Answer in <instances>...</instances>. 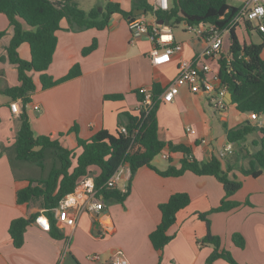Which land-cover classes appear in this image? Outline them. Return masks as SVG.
I'll use <instances>...</instances> for the list:
<instances>
[{"label": "crops", "instance_id": "obj_1", "mask_svg": "<svg viewBox=\"0 0 264 264\" xmlns=\"http://www.w3.org/2000/svg\"><path fill=\"white\" fill-rule=\"evenodd\" d=\"M78 1L72 0L84 10ZM147 1L153 6L157 2ZM108 2L119 4L126 12L134 8L133 0L94 1L101 12ZM93 9L98 8L92 6L84 11ZM149 14L150 17H142L149 23L156 21ZM5 18L0 16V31L7 32L0 41V90L18 85L16 66L8 59H2L7 57L6 48L13 35V28ZM60 26L58 45L46 74L60 80L77 64L82 73L46 90L41 87L40 74L33 76L37 88L27 109L31 111V125L33 128V124L38 126L37 136L50 135L65 148L80 153L78 139L89 140L104 129L115 133L122 120L124 124L128 122L124 114L137 115L142 110L138 91L150 87L158 95L160 140L185 146L199 162L217 158L228 177L241 182L242 186L227 198L223 184L213 176L187 172L180 177H164L150 167H143L134 175L129 196L123 204H114L112 208L107 204L100 213L84 211L75 229L57 222L61 238L52 237L35 221L27 227L24 245L16 248L9 232L11 223L19 218L39 217L43 213L48 216V211L40 203H35V199L25 204L17 202V193L35 179L25 175L30 166L17 160L14 152L23 104L19 100L20 114H14L11 110L14 100L0 92V264H115L116 257L126 258L131 264H229L223 259L208 262L214 247L202 244L208 234V224L199 217L200 213H210L207 219L212 234L221 239V250L229 252L239 264H264V171L258 177L243 172L252 167L251 155L260 150L254 141L260 139L259 128L264 127V115L254 121L251 113H241L232 104L229 92L224 97L225 109L214 108L208 93H192L188 87L182 88L173 102L161 100L164 91L179 74L180 61H196L209 46L207 35L199 37L184 26L174 28L169 25L174 42L181 43L183 50L175 53L170 62L155 66L150 57L155 42L148 34H133L122 14H113L103 30L75 31L67 20H62ZM25 29L29 27L25 26ZM236 32L238 34L237 29ZM225 36L222 49L206 59L216 71L222 55L227 56L229 52L230 41L225 44ZM249 39L254 42L248 35ZM94 40L98 43L96 50L83 56V50ZM19 54L30 60L29 45L23 44ZM112 95L122 98L106 99ZM246 123L257 127L246 143L249 156L243 150L220 158L219 153L229 143L227 131ZM188 127L196 134L188 133ZM234 147L238 149V145ZM165 152L170 158L164 160L170 164L159 167L153 163V166L165 171L170 165H181L183 153H172L168 148ZM176 193H187L191 202L177 214L176 223L169 230L173 239L159 253L149 236L161 222L159 206ZM226 199L241 205L229 211L212 212ZM52 212L56 218L54 209ZM235 234L244 238V248L234 244ZM97 253L101 260L91 261L89 256Z\"/></svg>", "mask_w": 264, "mask_h": 264}, {"label": "trees", "instance_id": "obj_2", "mask_svg": "<svg viewBox=\"0 0 264 264\" xmlns=\"http://www.w3.org/2000/svg\"><path fill=\"white\" fill-rule=\"evenodd\" d=\"M134 8L130 12L124 11L119 4L108 2L103 12L93 9L90 12L81 10L72 0H0V14L7 17L13 28L12 38L6 48L8 61L16 66L18 85L1 89V94L11 100H21L23 111L20 115L21 127L18 132L14 152L16 159L22 162L36 164L45 169L47 159L53 160L52 168L46 178L35 179L31 184L17 193L18 204L42 198L43 206L48 211L50 220V234L54 238H61L62 234L57 226V220L52 210L58 207L64 197L77 189L78 184L87 177L95 180L97 197L102 198L106 204L124 203L129 196L131 182L134 175L143 167H150L164 177H180L187 172L198 176H213L223 184L227 198L240 190L242 184L232 180L222 170L221 162L213 158L209 162H199L193 158L191 151L183 145L174 146L165 143L159 138L157 111L159 108L158 95L154 92V105L145 110L142 108L137 115L126 113L127 123L122 120L115 133L101 130L89 140L78 139V147L65 148L57 139L50 135L36 136L32 129L27 107L32 103V94L36 91L34 75L40 74L43 90L57 86L81 75V67L75 65L67 76L54 80L46 72L50 68L54 53L58 45L57 32L60 30L62 20L70 23L71 29L82 31L90 28L103 30L108 26L110 17L119 13L127 20L151 13L157 22L166 23L172 27L188 26L204 27L213 26L216 30L229 29L230 47L227 56L222 55L218 61V73L221 86H226L232 96V104L241 113H255L264 115V34L259 33L262 42L257 44L249 40H241L236 32L237 26L231 27L232 22L241 10L229 3V0H170L168 11L155 10L147 0H133ZM143 10L144 14L135 15L134 11ZM249 37L251 36V22H245ZM25 26L29 29H25ZM7 35L0 31V41ZM23 44L30 47V60L23 59L19 48ZM98 43L83 50L87 56L96 50ZM140 102L143 95L138 91ZM107 98H122L119 95ZM123 118V117H122ZM122 127L128 131L122 132ZM75 129V128H74ZM73 129V130H74ZM257 130L256 126L246 123L239 128L227 131V140L238 145L235 151L249 152L246 147L248 137ZM260 139L254 145L260 150L251 155L254 164L244 174L258 177L264 171V127L259 128ZM169 149L172 153L181 152L184 158L179 167L169 166L165 171L153 166V161L163 151ZM123 164L129 166L131 178L126 193L117 188H107L105 185L112 175ZM33 184H36L33 186ZM191 202L187 193H176L168 202L159 206L161 222L150 234L149 238L154 249L162 253L164 248L172 241L169 235L170 228L176 223L177 214L189 206ZM237 202L224 200L221 206L212 212L229 211L239 207ZM210 213H200L199 217L207 222L208 234L202 244L212 245L214 252L208 262L212 263L223 259L229 264H239L233 256L221 250V239L212 234L207 216ZM37 216L29 219L19 218L10 226V235L16 248L24 245L27 227L36 221ZM233 242L240 248L245 247V240L240 234L233 235ZM161 264V263H159Z\"/></svg>", "mask_w": 264, "mask_h": 264}, {"label": "built area", "instance_id": "obj_3", "mask_svg": "<svg viewBox=\"0 0 264 264\" xmlns=\"http://www.w3.org/2000/svg\"><path fill=\"white\" fill-rule=\"evenodd\" d=\"M155 10L168 11L170 9V0H157ZM257 22L258 30L264 33V0H247L244 7H241L240 12L232 22V26H239L245 22ZM129 28L135 35L148 34L156 44V47L150 53L151 60L155 66L164 65L171 61L175 53L183 50L181 43H175L173 38L172 28L165 23L161 24L157 21L149 23L142 16L128 20ZM186 30L201 37L207 35L209 46L200 54L196 61L183 59L179 64V74L170 86L164 91L161 100L164 102H173L176 96L180 93L181 89L188 87L192 93L206 92L210 95V101L216 109H225L227 104L225 101V94L228 92L226 86H221L218 71L214 70L206 59L212 58L218 53L223 46L224 36L230 32L229 29L219 31L213 26L207 25L204 27L188 26ZM205 61V62H203ZM198 62H201L198 65ZM203 62V63H202ZM140 93L143 95L142 106L148 110L154 105L153 89L150 87H142ZM11 110L14 114H20V102L16 100L11 103ZM251 119L256 121L259 116L251 113ZM122 132L127 134L128 131L122 127ZM187 132L194 135L196 131L190 127ZM235 152L233 143H228L223 151L219 153L220 158L226 155H231ZM163 159H169V153L163 151L161 153ZM131 178V170L128 165L123 164L119 169L110 177L106 183L107 188H117L122 193H126L128 184ZM122 183V184H121ZM107 207L106 202L97 197L95 189V180L93 177H87L82 180L77 189L66 195L61 201L60 205L54 208L56 213V220L58 223L65 224L75 229L78 219L81 214L90 210L100 213ZM44 230H50L49 217L43 213L36 219ZM107 231L104 232L106 235ZM91 261H100L99 254H91L89 256ZM115 264H131L126 258L116 257Z\"/></svg>", "mask_w": 264, "mask_h": 264}, {"label": "rangeland", "instance_id": "obj_4", "mask_svg": "<svg viewBox=\"0 0 264 264\" xmlns=\"http://www.w3.org/2000/svg\"><path fill=\"white\" fill-rule=\"evenodd\" d=\"M95 0H80L78 1L79 4H80V7L84 10H89L90 8H92V6L94 8H98V10L100 9V7L96 6L95 3H94ZM247 0H229V3L235 7H244L245 4H246ZM150 17V14H146ZM1 17H4L5 16L3 14H0ZM252 28L250 30V33H251V37H252V40L255 42V43H259L262 41V37L258 31V23L253 21L252 23ZM237 31H238V36H240V38L242 40L246 39L248 40V35H247V31H246V27L244 24H241L237 27ZM229 41V34H226L225 36V44H227ZM29 115L31 114L28 109H27ZM34 125V128L32 126V129L35 133V135L37 136L39 134V131H38V126L36 124H33ZM157 161H161L159 163H157ZM27 163L28 166H30L29 169H27L25 175H27L28 177L30 178H33V179H41V178H46L50 169L52 168V165H53V160L52 159H47L46 163H45V169H41L39 166H37L36 164H31V163H28V162H25V164ZM153 163L159 167H161L162 165H169L170 163L167 161V160H164L162 158L161 155H159L158 157H156V159L153 161ZM152 163V164H153ZM122 184V183H121ZM35 203L39 204L40 205H43V199L42 198H37L34 200ZM114 204H120L118 202H115V203H111L108 205L109 208H112ZM98 254V253H97Z\"/></svg>", "mask_w": 264, "mask_h": 264}, {"label": "water", "instance_id": "obj_5", "mask_svg": "<svg viewBox=\"0 0 264 264\" xmlns=\"http://www.w3.org/2000/svg\"><path fill=\"white\" fill-rule=\"evenodd\" d=\"M99 11L101 12L102 10L99 9ZM134 14H135V15H142V14H144V11H143V10H136V11H134ZM161 24H163V23H161ZM165 24H166V25H169V21H167ZM230 97H231V94H230ZM231 99H232V98H231ZM236 146H237V145H236Z\"/></svg>", "mask_w": 264, "mask_h": 264}]
</instances>
